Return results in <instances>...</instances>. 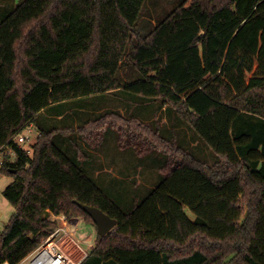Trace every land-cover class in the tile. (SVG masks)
<instances>
[{"label": "trees", "instance_id": "1", "mask_svg": "<svg viewBox=\"0 0 264 264\" xmlns=\"http://www.w3.org/2000/svg\"><path fill=\"white\" fill-rule=\"evenodd\" d=\"M144 2L24 0L0 21V153L15 158L5 152L0 166L14 209L0 264L35 250L57 227L51 214L95 227L77 203L116 220L79 264H264V0H184L146 34ZM117 92L173 109L217 161L196 158L156 122L104 111L79 127L86 144L101 145L109 125L120 148L166 157L162 180L123 211L53 131L39 130L31 156L14 142L52 105Z\"/></svg>", "mask_w": 264, "mask_h": 264}, {"label": "rangeland", "instance_id": "2", "mask_svg": "<svg viewBox=\"0 0 264 264\" xmlns=\"http://www.w3.org/2000/svg\"><path fill=\"white\" fill-rule=\"evenodd\" d=\"M22 1L24 0H0V21ZM183 1L145 0L139 19L141 32L146 34L152 25L164 19ZM121 74L125 80H129L125 68L121 70ZM130 95L117 92L52 105L36 115L34 124L22 131L21 135L28 139L20 146L31 156V146L35 143L39 130L53 131V143L123 211H129L139 204L162 180L160 168L166 157L155 149L141 155L134 147L120 148L118 133L109 125L102 133L101 145L93 147L86 144L78 132L79 127L104 111L117 110L124 116L135 114L153 124L156 122L161 135L175 139L178 146L196 158L209 164L217 161V155L192 129L180 121L173 109L164 111L159 107L158 100H140V97ZM11 156V160H15L13 153ZM11 182L12 177L0 173V230L6 226L14 212L3 195V190ZM187 214L190 219H194L190 211ZM50 219L54 220L52 214ZM72 219L79 221L78 230L70 229V233L61 238L59 245L67 257L78 262L94 246L97 232L93 225L84 224L81 218ZM56 223L58 225L57 221Z\"/></svg>", "mask_w": 264, "mask_h": 264}, {"label": "built area", "instance_id": "3", "mask_svg": "<svg viewBox=\"0 0 264 264\" xmlns=\"http://www.w3.org/2000/svg\"><path fill=\"white\" fill-rule=\"evenodd\" d=\"M28 128V127H27ZM26 128V129H27ZM28 137L21 133L14 139L18 145L25 142ZM13 153L9 148H6L0 153V166L2 165L3 153ZM52 218L58 222L57 227L41 242V244L30 254L24 257L17 264H79L81 261H73L67 257L62 250L59 242L61 238L70 233V229L78 230V220L67 218L64 215H53ZM61 221V223H59ZM2 264H11L7 261Z\"/></svg>", "mask_w": 264, "mask_h": 264}, {"label": "water", "instance_id": "4", "mask_svg": "<svg viewBox=\"0 0 264 264\" xmlns=\"http://www.w3.org/2000/svg\"><path fill=\"white\" fill-rule=\"evenodd\" d=\"M202 34H200L201 36ZM78 207L81 208L93 221L96 232L99 236L103 237L109 233L115 226L116 220L109 217L107 214L102 212L100 209L81 203H77Z\"/></svg>", "mask_w": 264, "mask_h": 264}, {"label": "crops", "instance_id": "5", "mask_svg": "<svg viewBox=\"0 0 264 264\" xmlns=\"http://www.w3.org/2000/svg\"><path fill=\"white\" fill-rule=\"evenodd\" d=\"M33 125V124H32ZM84 224H88V223H86V222H83ZM90 225V224H89Z\"/></svg>", "mask_w": 264, "mask_h": 264}]
</instances>
